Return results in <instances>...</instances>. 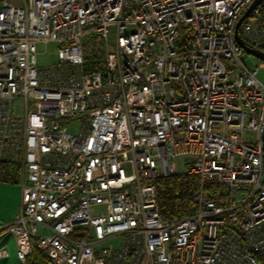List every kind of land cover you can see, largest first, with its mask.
<instances>
[{
  "label": "built area",
  "instance_id": "2783aa9c",
  "mask_svg": "<svg viewBox=\"0 0 264 264\" xmlns=\"http://www.w3.org/2000/svg\"><path fill=\"white\" fill-rule=\"evenodd\" d=\"M253 1L0 0V180L22 188L0 238L23 264H264V60L235 37ZM263 4L239 28L262 50Z\"/></svg>",
  "mask_w": 264,
  "mask_h": 264
},
{
  "label": "rangeland",
  "instance_id": "374dc122",
  "mask_svg": "<svg viewBox=\"0 0 264 264\" xmlns=\"http://www.w3.org/2000/svg\"><path fill=\"white\" fill-rule=\"evenodd\" d=\"M84 48L85 52L95 53L98 54L97 49L101 46L104 47L105 43L104 40L96 36L95 34H87L84 36ZM116 41V29L115 27H111L109 31V47L113 48L115 46ZM100 49V48H99ZM102 50V49H100ZM57 44L55 42H49L46 45L45 44H39L38 45V63L39 65H48L50 63H53L57 60ZM241 60L245 63V65L248 68H255L259 65L260 60L255 57L254 55L244 52L241 55ZM264 75V70L260 69V77ZM18 105L16 107V114L22 113V98H17ZM82 126L81 121H73L68 125L69 131L73 133H78L80 127ZM20 177V175H19ZM17 176L16 181L18 182V185L21 187V178L19 179ZM11 246H10V258L6 261L7 264H23L17 257V246L14 244L13 239L11 240Z\"/></svg>",
  "mask_w": 264,
  "mask_h": 264
},
{
  "label": "crops",
  "instance_id": "0c3cea01",
  "mask_svg": "<svg viewBox=\"0 0 264 264\" xmlns=\"http://www.w3.org/2000/svg\"><path fill=\"white\" fill-rule=\"evenodd\" d=\"M22 203V188L18 185L15 178H3L0 180V234L3 231V226L12 222L15 215L19 211ZM13 239L16 245L15 238L12 235H4L0 238V246H6L10 252L11 240ZM17 246V245H16ZM10 258V256H9ZM0 261L6 263L9 259Z\"/></svg>",
  "mask_w": 264,
  "mask_h": 264
},
{
  "label": "trees",
  "instance_id": "16d2710c",
  "mask_svg": "<svg viewBox=\"0 0 264 264\" xmlns=\"http://www.w3.org/2000/svg\"><path fill=\"white\" fill-rule=\"evenodd\" d=\"M260 17L264 22V4L260 11ZM264 49V47H263ZM176 177L169 178H161L158 180V188L161 205L164 210L166 209L168 212L173 211L176 207V204L180 201H175L172 197L173 189L177 186ZM25 264H53L50 259L39 249L35 248L32 254L27 258Z\"/></svg>",
  "mask_w": 264,
  "mask_h": 264
},
{
  "label": "water",
  "instance_id": "95a60500",
  "mask_svg": "<svg viewBox=\"0 0 264 264\" xmlns=\"http://www.w3.org/2000/svg\"><path fill=\"white\" fill-rule=\"evenodd\" d=\"M264 0H254L253 3L250 5V7L246 10V12L243 14V16L240 18L237 29L235 33V37L237 42L244 48V50L260 59L264 60V50L251 47L246 43V41L241 37L239 28L242 22L251 14V12L261 3H263Z\"/></svg>",
  "mask_w": 264,
  "mask_h": 264
}]
</instances>
